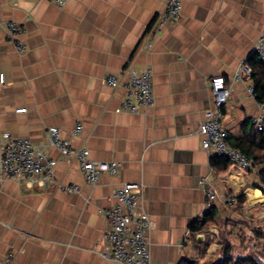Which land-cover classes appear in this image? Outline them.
Returning a JSON list of instances; mask_svg holds the SVG:
<instances>
[{"label": "crops", "instance_id": "1", "mask_svg": "<svg viewBox=\"0 0 264 264\" xmlns=\"http://www.w3.org/2000/svg\"><path fill=\"white\" fill-rule=\"evenodd\" d=\"M165 4L0 0V141L4 131L29 138L56 161L59 184L79 187L67 193L57 185L0 177V257L13 253L15 264H119L103 257L104 210L124 183L144 186L140 206L153 221L151 264H211L224 244V225H236L228 234L236 240L241 227L257 220L256 209L246 219L234 209L236 201L226 199L242 194L245 208L263 205V192L253 187L255 168L213 165L199 125L213 107L216 76L231 88L222 119L230 141L244 135L245 120L261 114L249 81L233 76L264 36V0H183L180 19L156 26ZM10 20L24 29L22 53L7 38ZM146 68L153 105L144 112L118 111L125 89L104 78L113 74L124 82ZM78 123L83 130L72 137ZM50 126L74 146L87 147L92 159L117 163V174L87 182L78 161L51 145ZM211 207L217 222L192 232Z\"/></svg>", "mask_w": 264, "mask_h": 264}, {"label": "built area", "instance_id": "2", "mask_svg": "<svg viewBox=\"0 0 264 264\" xmlns=\"http://www.w3.org/2000/svg\"><path fill=\"white\" fill-rule=\"evenodd\" d=\"M60 6L67 0H48ZM183 0H166L165 9L156 21L157 25H164L176 21L182 16ZM7 38L21 53L26 50V44L21 38L24 32L22 25L10 20L5 23ZM264 61V36L255 48ZM252 68L241 64L235 72L233 79L237 82L247 83L248 92L256 100L251 82ZM111 87L122 86L125 96L118 111L131 113L144 112L154 103L152 73L149 68L132 71L129 78L121 82L116 75L110 74L104 78ZM0 83H5L4 74H0ZM211 94L213 107L209 109L199 125L202 136V147L215 157L227 158L244 170L254 168L252 160L239 148L233 146L229 140V133L223 124V108L231 96V88L227 86L223 76L213 77L211 80ZM261 114L252 117V123L258 130L264 129V104L259 103ZM26 109H19L24 112ZM83 130V125L76 124L70 134L77 137ZM50 143L67 157H74L79 165L85 180L91 184L99 181L103 174L115 175L119 165L115 162L97 161L91 158L87 147H76L70 139L62 136L61 130L56 126L47 129ZM56 161L43 149L26 137L14 135L10 131L1 134L0 141V177L2 179L28 180L32 183L44 185H57L61 191L78 192L75 184H59L55 177ZM144 186L139 183H124L116 188L111 196L114 204L104 210L108 228L104 232V240L108 249L103 253L107 260L119 264H151L152 256L149 249L148 233L153 226L150 215L141 208L140 199ZM210 199H215L214 193H209ZM234 195L226 197L228 202L236 201ZM0 264H15L13 253L0 257Z\"/></svg>", "mask_w": 264, "mask_h": 264}, {"label": "trees", "instance_id": "3", "mask_svg": "<svg viewBox=\"0 0 264 264\" xmlns=\"http://www.w3.org/2000/svg\"><path fill=\"white\" fill-rule=\"evenodd\" d=\"M246 64L252 68L251 82L256 101L264 104V61L257 53H252ZM230 142L244 152L252 160L255 167H258L253 187L260 189L264 194V129L258 130L251 119L245 120L244 135L240 139ZM229 163L230 161L224 157L212 158L213 165L227 166ZM245 204L246 197L240 194L236 197L234 209L242 214ZM216 222L217 211L215 207H211L202 219L192 224L191 230L194 233L201 232ZM235 226L230 224L222 227L220 235L222 234L224 244L216 258L212 257L211 264H264V232H260L257 227H251L250 234L240 232L238 238L233 240L229 238L228 234L229 231H233ZM209 242V237H207L201 243L203 251L206 250Z\"/></svg>", "mask_w": 264, "mask_h": 264}, {"label": "rangeland", "instance_id": "4", "mask_svg": "<svg viewBox=\"0 0 264 264\" xmlns=\"http://www.w3.org/2000/svg\"><path fill=\"white\" fill-rule=\"evenodd\" d=\"M254 168H255L254 170L256 171V174H257L258 167L254 166ZM254 209H256V210L252 214H253V217H255L257 215V218H256L257 220H251L252 224L250 225V227L249 226L243 227V228L241 227L240 232H243V233L248 235V234H250L251 227H257L260 232H264V225H262V222L259 220V218L264 219V213L261 212V211H264V203L261 206L254 205V206L247 207V208L244 207L242 210V216L247 219V211L251 212L252 210L254 211ZM245 223H247V221H245ZM245 228H248V231H246Z\"/></svg>", "mask_w": 264, "mask_h": 264}]
</instances>
